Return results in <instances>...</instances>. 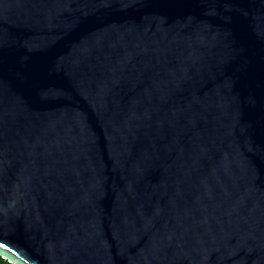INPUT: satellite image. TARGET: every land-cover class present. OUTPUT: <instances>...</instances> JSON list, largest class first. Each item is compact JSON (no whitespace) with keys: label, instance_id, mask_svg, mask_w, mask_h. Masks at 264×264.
<instances>
[{"label":"water","instance_id":"obj_1","mask_svg":"<svg viewBox=\"0 0 264 264\" xmlns=\"http://www.w3.org/2000/svg\"><path fill=\"white\" fill-rule=\"evenodd\" d=\"M0 257L264 264V0H0Z\"/></svg>","mask_w":264,"mask_h":264},{"label":"trees","instance_id":"obj_2","mask_svg":"<svg viewBox=\"0 0 264 264\" xmlns=\"http://www.w3.org/2000/svg\"><path fill=\"white\" fill-rule=\"evenodd\" d=\"M0 264H12V263H9L7 260L2 259V258L0 257Z\"/></svg>","mask_w":264,"mask_h":264}]
</instances>
